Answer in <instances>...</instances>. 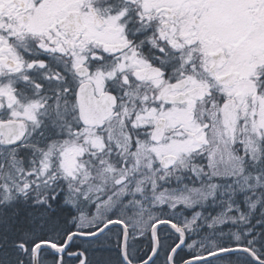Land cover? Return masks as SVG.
<instances>
[{
	"label": "snow or ice",
	"instance_id": "obj_1",
	"mask_svg": "<svg viewBox=\"0 0 264 264\" xmlns=\"http://www.w3.org/2000/svg\"><path fill=\"white\" fill-rule=\"evenodd\" d=\"M0 264H264V0H0Z\"/></svg>",
	"mask_w": 264,
	"mask_h": 264
}]
</instances>
